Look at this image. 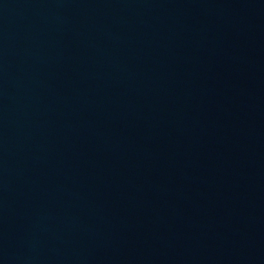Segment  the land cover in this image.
<instances>
[{
    "label": "water",
    "instance_id": "water-1",
    "mask_svg": "<svg viewBox=\"0 0 264 264\" xmlns=\"http://www.w3.org/2000/svg\"><path fill=\"white\" fill-rule=\"evenodd\" d=\"M0 264H264V0H0Z\"/></svg>",
    "mask_w": 264,
    "mask_h": 264
}]
</instances>
